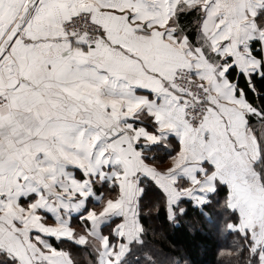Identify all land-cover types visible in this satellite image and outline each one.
I'll return each mask as SVG.
<instances>
[{
  "label": "snow or ice",
  "instance_id": "obj_1",
  "mask_svg": "<svg viewBox=\"0 0 264 264\" xmlns=\"http://www.w3.org/2000/svg\"><path fill=\"white\" fill-rule=\"evenodd\" d=\"M161 210L264 264V0H0V264H191Z\"/></svg>",
  "mask_w": 264,
  "mask_h": 264
},
{
  "label": "trees",
  "instance_id": "obj_2",
  "mask_svg": "<svg viewBox=\"0 0 264 264\" xmlns=\"http://www.w3.org/2000/svg\"><path fill=\"white\" fill-rule=\"evenodd\" d=\"M153 223L156 230L163 233L160 242L174 245L186 253L191 264H218L217 250L230 242V238L219 237L212 225L206 224L192 212L178 226H174L166 221L161 210Z\"/></svg>",
  "mask_w": 264,
  "mask_h": 264
}]
</instances>
